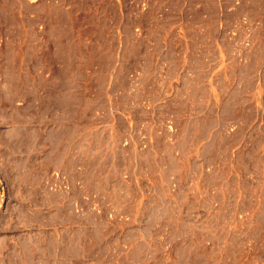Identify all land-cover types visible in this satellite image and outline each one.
<instances>
[{"label": "rangeland", "instance_id": "rangeland-1", "mask_svg": "<svg viewBox=\"0 0 264 264\" xmlns=\"http://www.w3.org/2000/svg\"><path fill=\"white\" fill-rule=\"evenodd\" d=\"M0 264H264V0H0Z\"/></svg>", "mask_w": 264, "mask_h": 264}, {"label": "built area", "instance_id": "built-area-1", "mask_svg": "<svg viewBox=\"0 0 264 264\" xmlns=\"http://www.w3.org/2000/svg\"><path fill=\"white\" fill-rule=\"evenodd\" d=\"M125 138V137H124Z\"/></svg>", "mask_w": 264, "mask_h": 264}]
</instances>
